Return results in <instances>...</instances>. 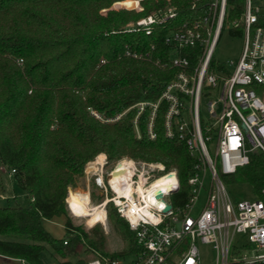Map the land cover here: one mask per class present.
I'll list each match as a JSON object with an SVG mask.
<instances>
[{"label": "trees", "instance_id": "trees-1", "mask_svg": "<svg viewBox=\"0 0 264 264\" xmlns=\"http://www.w3.org/2000/svg\"><path fill=\"white\" fill-rule=\"evenodd\" d=\"M139 1L140 11L110 8L115 2L135 8L138 0H0V165L13 171L27 197L26 206L0 199V255L43 264L40 253L46 249L60 264H87L96 252L115 257L138 252L134 231L112 203L107 219L126 244L122 251L107 252L101 229L94 225L86 231L66 216L68 189H77L86 163L99 154L107 164L127 156L175 168L180 187L174 202L188 199L194 159L182 141L164 134L167 104L161 101L156 109L154 138L148 134L151 108L146 105L137 115L136 104L159 96L146 89L142 76L168 81L179 70L163 42L166 33L197 20L210 0ZM243 3L226 0L224 23L240 16ZM167 8L175 16L151 24L149 34L125 31L128 23ZM127 50L149 51V57L133 58ZM181 55L189 58L190 71L197 49L184 48ZM233 179L250 182L258 193L264 185L263 157L255 155ZM55 217L64 219L60 238L43 226ZM80 246L88 257H78Z\"/></svg>", "mask_w": 264, "mask_h": 264}, {"label": "built area", "instance_id": "built-area-1", "mask_svg": "<svg viewBox=\"0 0 264 264\" xmlns=\"http://www.w3.org/2000/svg\"><path fill=\"white\" fill-rule=\"evenodd\" d=\"M225 6L226 0H210L207 12L197 20L166 33L163 42L171 47L169 58L179 70L168 81L142 76L146 89L158 90L159 96L153 102L136 104L137 115L146 105L151 108V138L155 137L152 125L156 109L161 101L167 104L164 134L182 141L194 159L187 178L188 199L181 205L174 202L172 195L180 187L177 170H166L160 162L123 156L107 164L104 155L93 169L88 170L86 163V191L90 195L91 184L98 188L97 194L103 198L98 204L103 205L105 218L106 206L114 205L134 231L139 248L124 257L96 252L87 264H200L198 243L212 247V264H264V185L256 193L258 197L234 202L223 180L247 166L255 155L263 157L264 162V0H244L240 16L228 23H224ZM175 14L172 8L158 11L128 23L125 31L143 29L149 34L151 24H163ZM226 25L230 30H240V57L230 62L229 69L223 65L224 70L210 69L213 48ZM150 48L154 49L155 44ZM184 48L198 51L190 71L189 58L181 55ZM125 53L133 58L149 57V51ZM204 85L218 89V96L207 102V112L214 118L210 124L200 118ZM135 132L139 136L136 125ZM96 157L90 162L97 161ZM123 162L128 172L112 179L117 165ZM159 178H166L162 185L155 184ZM202 190L204 203L193 215ZM65 199L67 207V196ZM15 264L28 263L15 258Z\"/></svg>", "mask_w": 264, "mask_h": 264}, {"label": "rangeland", "instance_id": "rangeland-1", "mask_svg": "<svg viewBox=\"0 0 264 264\" xmlns=\"http://www.w3.org/2000/svg\"><path fill=\"white\" fill-rule=\"evenodd\" d=\"M116 3V2H115ZM113 3L110 8L114 10H119L120 8H126V9H133L140 11L142 9V6L140 5V1L138 0V7L135 8H128L122 5H116ZM107 10L105 8L101 11V13L104 14V12ZM230 24V23H229ZM231 26V25H230ZM216 44L213 48L212 52V59L214 61V68L223 65L227 69L231 68L230 62H236L239 59V55L241 53L242 47H243V40L242 36L235 33L233 34L229 28H227V25L221 30L220 35L218 36L216 40ZM216 69V68H215ZM209 89V90H208ZM218 96V89H211L206 88V86H203L202 95L200 98V118L203 122H208L209 124L214 121L213 117H210L207 112L208 107V101L216 98ZM218 109V108H217ZM100 155V154H99ZM107 169V168H106ZM223 180L225 181V187L228 192V195H230V199L234 202L238 200H245V199H254L258 197V195L255 193L253 186L250 182H244V181H238L233 179V175L231 177L224 176ZM0 181L2 183V190L0 191L1 195V203L7 204V205H14L19 204L21 206L27 205V197L25 194V191L15 182L13 173L6 168L5 166L0 165ZM78 185L77 189L81 191L87 190V180L85 179V176L83 175L78 179ZM72 189V188H71ZM74 190V191H78ZM98 188L92 184L90 185V192H91V203L92 204H98L99 203V196L97 194ZM200 199L196 203L194 207L193 215H196L199 210L202 208V205L204 203L205 197H204V191H201ZM66 216L70 218L71 222L76 226L83 227L86 231H90L94 225H96L104 235V244L107 252H118L125 249L126 244L121 239L120 235L113 229L111 223L108 221L107 217L105 218V224L94 222L90 223L87 221L86 217H76L73 214L70 213L68 207H66ZM62 217H55L52 219H48L46 221H43V226L46 230H49L50 233L57 238H60L64 235V229H63V221ZM240 239H242L241 236H239ZM198 250H199V256L201 257L200 264H212L214 260V251L212 247L209 244H201L198 243ZM78 257H88L86 252L83 251V247H79L78 250ZM129 256H126L125 259H128ZM40 259L43 264H60L58 259L51 255L50 252H48L46 249H43L40 253ZM70 259H75V257H71Z\"/></svg>", "mask_w": 264, "mask_h": 264}, {"label": "bare ground", "instance_id": "bare-ground-1", "mask_svg": "<svg viewBox=\"0 0 264 264\" xmlns=\"http://www.w3.org/2000/svg\"><path fill=\"white\" fill-rule=\"evenodd\" d=\"M104 155L100 154L96 157L97 161L90 162L86 165V168L88 170L93 169V164L99 163L102 161ZM128 169L124 166L123 163H119L117 165V169L112 174V179H116L119 173H127ZM164 179L166 178H159L156 180L155 184H163ZM67 202H68V209L71 214H73L76 217H86L87 221L90 223L94 222H101L102 224H105V216L103 213V205L102 204H92L91 198H89V194L87 191H74L70 190L67 195Z\"/></svg>", "mask_w": 264, "mask_h": 264}, {"label": "crops", "instance_id": "crops-1", "mask_svg": "<svg viewBox=\"0 0 264 264\" xmlns=\"http://www.w3.org/2000/svg\"><path fill=\"white\" fill-rule=\"evenodd\" d=\"M0 264H15V258L0 255Z\"/></svg>", "mask_w": 264, "mask_h": 264}, {"label": "water", "instance_id": "water-1", "mask_svg": "<svg viewBox=\"0 0 264 264\" xmlns=\"http://www.w3.org/2000/svg\"><path fill=\"white\" fill-rule=\"evenodd\" d=\"M168 208V207H167Z\"/></svg>", "mask_w": 264, "mask_h": 264}]
</instances>
